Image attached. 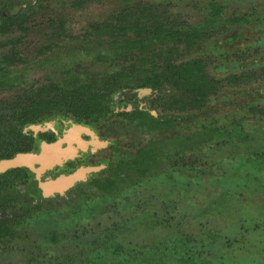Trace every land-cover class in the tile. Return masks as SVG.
Instances as JSON below:
<instances>
[{
    "label": "flooded vegetation",
    "instance_id": "1",
    "mask_svg": "<svg viewBox=\"0 0 264 264\" xmlns=\"http://www.w3.org/2000/svg\"><path fill=\"white\" fill-rule=\"evenodd\" d=\"M91 1L93 0H73L72 4L81 7ZM128 5L130 4L122 6L106 19L89 24L81 32L71 54L74 65L66 68L60 79L27 83L25 78H21L14 84L18 94L12 99L0 100V161L16 153L32 152L38 155L32 164L33 168L21 166L0 172V244L13 241L15 230L37 221L39 216L55 214L40 203L39 198L46 182L52 188L56 186L58 179L75 180V177L81 174L84 176L93 168L89 173L92 177L85 180L87 186H91L93 194L107 200L114 197L125 198L137 186L138 181H134L133 177L139 180L157 177L154 170L159 166V158L165 159L167 155H171V161H176L174 157L179 153L177 151L182 141L176 136L169 138L164 135L170 132V128L177 126L174 116L166 112L183 110L173 108L172 104L177 99H195V96H199L198 93L194 96L180 90L171 80L166 79L177 78L181 69L179 65L190 57L202 59L206 73L216 81L217 86L215 91L206 94L201 106L184 108L197 113L200 122H204V125H200L199 135L189 134L186 144L192 142V146L203 145L210 150L207 155L213 157L214 167L217 168L214 171L212 167L204 168L207 172L199 169V173L205 172L210 178L215 174L221 175L220 172L226 167L232 171L233 166L238 165L236 174L229 173L230 176L227 174L221 177L224 176L230 184L253 178L259 181V175H253L264 170V146L257 145L264 142V136L262 139L255 137L256 130L264 131V111L261 118L258 116L254 119L250 112L256 110L246 108L258 103L255 102L257 100L264 104V51L260 50L259 54V49L264 47V12L249 10L226 16L221 6L211 4L207 17L199 24L191 25L181 20L163 19L160 11L150 5ZM49 8L48 0H26L24 5L16 7L11 13L9 9L2 12L1 23L6 17L22 18L15 23L22 28L13 25L4 31L11 35L17 33V39L5 45L8 49L4 62L6 67L23 63L17 52L19 42H23L27 35L38 32L45 36L47 44L41 46L39 52L50 49V38L56 40L62 36L65 31L63 20L51 18ZM141 16L148 19L142 24L145 27L139 29ZM144 59L147 60L146 63L140 62ZM94 63L103 68L93 72ZM45 66L40 61V67ZM6 67L0 69V75L4 74ZM3 78V82L0 78V88L13 85L5 74ZM137 80H140L137 84L140 94L146 96L135 101L130 86L122 85L135 83ZM63 93L67 97L58 99ZM44 97L52 101L44 105ZM98 102L103 109L93 111L91 117L83 114L87 112L82 111L84 108L78 109L79 104L81 107H91ZM237 104L243 106L242 109L235 108ZM157 108L164 112L157 114ZM193 116L194 114L187 115L185 123ZM113 121L121 124L118 130L123 134H111L110 126ZM135 130L139 135L147 134L151 138L157 132H164L156 141L124 150L121 141L126 133ZM110 136L113 137L109 141L107 138ZM107 145L110 146L108 155L117 156L116 161L113 157L110 159L109 163L114 161L113 165L107 166L108 159L103 157L92 162L100 150L108 148ZM60 150L71 154V158H66L61 164L58 157ZM244 168H251L248 179L242 177L241 169ZM143 170L145 173L141 174ZM222 173L225 174L224 171ZM86 196L84 190H78L70 201V204L75 205L70 212L79 217L86 207L93 206V200ZM210 203V214L218 215L220 204L228 202L220 197ZM56 222L61 227L70 226L65 221L64 226L60 221ZM257 229L258 227L254 228L252 232ZM104 237L103 231L100 239ZM200 240L205 242L203 237ZM179 241H182L181 245H175L169 250L175 264H205L197 260L195 245L189 246L186 241ZM106 242L112 247L113 241H108L106 237L101 245L106 246ZM242 242H225L223 247L219 246L217 249L225 254L226 262L218 258L212 264H264L255 257H243V261L227 257V250L247 246L244 240ZM103 246L95 251L92 258L99 264H105L104 260L108 257L114 259L124 255L123 242L118 241L114 250ZM210 246L212 245H204ZM255 252L264 262L263 239L251 250V253ZM126 253L134 255L132 250H127ZM152 256L155 257L153 264H170L167 256L159 249L157 256ZM78 261L77 264L83 263ZM91 261L87 260L85 263L96 264Z\"/></svg>",
    "mask_w": 264,
    "mask_h": 264
},
{
    "label": "rangeland",
    "instance_id": "2",
    "mask_svg": "<svg viewBox=\"0 0 264 264\" xmlns=\"http://www.w3.org/2000/svg\"><path fill=\"white\" fill-rule=\"evenodd\" d=\"M25 1L0 0V69L6 67L4 62L8 49L5 45L17 39V33L11 35L2 31L1 14L5 9H9L11 13L16 7L24 5ZM48 2L51 18L62 19L65 31L56 40L50 38V49L42 52H39V49L46 43L45 36L37 32L27 35L25 39L22 37L24 41L19 42L17 56L22 59L23 63L7 66L3 70L6 79L10 80L13 85L0 88V100L12 99L16 93L18 94V89L14 84L21 78H25L27 83L60 79L64 70L74 65L71 54L81 32L89 24L108 18L127 4H130L128 5L130 7L150 5L160 11L163 19L181 20L191 25L199 24L207 17L211 4L221 6L226 16L233 13L242 14L249 10L264 12V0H93L81 7L73 6V0H48ZM260 50L264 51V47L259 49V54ZM246 51L247 49L244 50ZM40 61L46 66L41 68ZM92 65L93 72H98L103 68L100 64ZM4 74L0 75L1 82L4 81ZM139 81L122 85L130 86L131 95L133 94L135 101L140 98L144 99L146 96L140 94L141 91L137 85ZM233 90L231 87V92ZM111 101L112 99L110 103ZM255 102L258 103H254L251 108H246L256 110L250 112L251 118L254 119L260 117L264 111V104L262 105L258 100ZM242 107L239 104L235 106L237 109H242ZM155 112L158 114L164 111L157 108ZM166 114L174 116L177 126L170 128V132L164 135L169 138L176 136L182 141L177 151L179 153L174 157L176 161L158 166L154 170L157 176L153 177L154 179L139 180L133 177V180L138 181L139 184L137 183L134 191H129L130 196L125 198L114 197V199L107 200L93 194L94 192L90 190L91 186L89 188L85 182L89 176L92 177L89 174L90 170L75 180L58 179L56 186L52 188L46 182L43 187L45 192L43 191L39 198L40 203L55 214H44L42 217L39 216L37 221L15 230L13 241L9 240L0 244V264H71L72 262V264H77L78 260L86 264L85 261H91L95 251L101 249L100 247L103 246L101 242L105 237L108 241H113V244L111 247L110 243L106 242L103 248L111 247L110 250H114L117 248L118 241L123 242V247H125L124 255L114 259L108 257L104 260L105 264H153L155 257L152 255L157 256L158 249L167 256L170 264H175L170 257L169 250L175 245H181L182 241L179 240L186 241L189 246L195 245L197 260L205 264H212L218 258L226 262L225 254L217 248L223 247L225 242L242 244L244 240L247 246L227 250V257L240 259V261H243V257H255L264 263L260 260L258 253H251L253 247L258 246L261 239L264 241V170L257 171L253 175L254 177L259 175L257 177L259 181L253 178L250 181L246 180L236 184H230L231 182L221 175L236 174L238 165L233 166L235 172L226 167L220 172L221 175L212 176L211 174L210 178L205 172L199 173V169L205 170L204 168L207 167H212V171L217 169L214 167L213 157L207 155L210 150L203 145L192 146V142L186 144L189 134L199 135L200 125H204V122H200L197 113L187 109L166 112ZM192 114L194 116L185 123L186 116ZM112 123L111 134L116 132L118 135L123 134L121 130H118L121 124H116V121ZM163 132H157L151 138V135H139L136 130L135 132L130 131L129 134L126 133L121 144L124 150H130L134 145L140 147L149 141H156L163 135ZM256 132L255 138L262 139L264 131L256 130ZM111 137L113 136L107 140H112ZM259 144L264 146L262 141L257 145ZM107 146L108 148L100 150L93 157L92 162H97L103 157L105 160L108 159L107 166H109L117 160L115 154L108 155L110 146ZM112 157L115 159L109 163ZM223 171L225 174L222 173ZM241 173H243L242 177L248 179L251 168L241 169ZM216 176L221 178L216 179ZM81 189L87 194L86 197H90L89 200H93L94 205L86 207L78 217V214L70 212L75 206L70 204V201ZM220 197L226 199L228 203L220 204L218 215L210 214L209 209L212 207L210 202L217 201ZM115 204L116 207L113 208ZM86 212L88 214H84ZM56 221H60L63 226L65 225L63 221H65L70 226L61 227V224L59 225ZM254 225H258V229L252 232L254 228H257ZM103 231L105 237L100 239ZM201 237L205 242H201ZM199 242L202 247L199 246ZM204 245L212 246L204 247ZM127 250H132L134 255H127Z\"/></svg>",
    "mask_w": 264,
    "mask_h": 264
},
{
    "label": "trees",
    "instance_id": "3",
    "mask_svg": "<svg viewBox=\"0 0 264 264\" xmlns=\"http://www.w3.org/2000/svg\"><path fill=\"white\" fill-rule=\"evenodd\" d=\"M19 19H22V18H19V17L7 18L6 17L1 24L2 30L7 31V29L10 27H13V25H15L16 21ZM147 19L148 18L146 16L140 17L141 25H140L139 29L145 27L142 24ZM7 22H9V23L7 24ZM15 26L20 27L21 25H15ZM21 28H22V26H21ZM123 30L126 31V28H123ZM140 62L146 63L147 60L144 59V60H141ZM182 62H183V64L179 65L181 69L178 71L179 72L178 77L177 78L172 77L171 79L165 78V79L168 81L171 80L172 84L174 86H176L177 88H179L180 90L182 89L183 91H186L192 95L198 93L199 97L194 95L195 99H191L190 97L186 98L187 100H185V99L178 100L177 99V101L175 100L173 102L172 106H173V108H179V109H184L186 106H189L191 108L199 107V106H201L206 94L209 92L215 91V89L217 87L215 85L216 81L206 73L202 59H198V58L193 59L190 57V58H187L186 60H184ZM263 69H264V67H263ZM238 76H240V75H238ZM166 77H168V75H166ZM172 79H175V80H172ZM53 97H55V95ZM66 97H67V95L63 93L62 95H60L58 97V99H62V98L64 99ZM47 98L48 97H44V99L42 100L44 105H47L52 101V99H47ZM81 108H84V109H82V111L83 110L87 111L86 113H83V112L82 113L86 114L89 117L92 116V113H94L93 111H102V109H103L102 105H100V102H98L97 105L94 104L91 107H89V106L81 107V104H79L78 109H81ZM167 156L165 157V159L159 158V160H163V161L158 160L159 166L163 163L164 164L168 163V160H169V162L171 161V155H167ZM140 173L144 174L145 170H143Z\"/></svg>",
    "mask_w": 264,
    "mask_h": 264
},
{
    "label": "water",
    "instance_id": "4",
    "mask_svg": "<svg viewBox=\"0 0 264 264\" xmlns=\"http://www.w3.org/2000/svg\"><path fill=\"white\" fill-rule=\"evenodd\" d=\"M38 155L32 152L28 153H16L10 158L4 159L0 161V172L9 170L16 167L21 166H29L31 167L33 162L37 160ZM59 162L60 164L64 162L66 158H71V154L69 152H63V150H60L58 153ZM33 168V166H32ZM91 171L94 170L93 168L90 169ZM79 177V176H77ZM75 177V178H77ZM65 180V179H64ZM69 181V180H68Z\"/></svg>",
    "mask_w": 264,
    "mask_h": 264
}]
</instances>
